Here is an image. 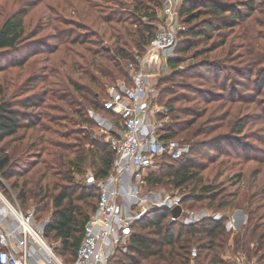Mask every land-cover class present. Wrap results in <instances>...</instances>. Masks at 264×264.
Masks as SVG:
<instances>
[{"label":"trees","instance_id":"16d2710c","mask_svg":"<svg viewBox=\"0 0 264 264\" xmlns=\"http://www.w3.org/2000/svg\"><path fill=\"white\" fill-rule=\"evenodd\" d=\"M64 4L65 8L60 10L69 9L70 15L56 13L55 17H49L45 22L52 31L44 36L38 35L44 28L42 25L36 24L30 30L25 28L24 17L30 3H22L8 14L2 12L0 177L15 194L19 205L30 198L35 202V220L36 212L51 205L43 234L51 237L56 253L70 262L81 240L84 224L95 209L93 198L97 203L99 196L96 186L81 184L74 176L85 173L89 167L95 180L103 179L109 174L114 157L105 140L95 139L88 133L87 127L94 124L87 109H100L107 82L115 83L116 77H120L130 83L127 63H136L145 53L156 31L154 21L161 0H65ZM256 9V0H183L179 7L180 22L188 26L180 29L186 44L178 51H188L196 43L202 44L195 51L207 59L203 64L216 71L229 68L236 76L246 75V87L254 88L257 78L260 86L256 96L264 94V65L260 64L264 57L259 51L263 42L256 41L255 32H250L249 25L244 22ZM53 38L65 42L61 56L54 61L52 55L58 45L50 43L49 39ZM105 39L107 44H103ZM191 39L196 42L188 41ZM132 48L136 49L135 53ZM40 54H44L43 63L35 68L40 72L35 74L31 70L37 64L34 59L29 64V72L25 73L23 66ZM177 61L168 58L167 67L175 68ZM9 68L21 71L9 76L5 73ZM227 76V82L233 80L234 88L242 85L241 79ZM37 80L41 83L40 89L33 91V82ZM221 89L226 90L227 86ZM228 90L229 94L234 93L233 89ZM229 94L223 96L232 103L236 98L228 97ZM256 100L252 97L248 102L255 104ZM181 112L189 116L183 119L187 125L196 123L195 110L183 107ZM224 112L232 114L228 109ZM242 130V119L236 116L234 136ZM195 132L193 130L192 134ZM176 133L168 129L162 137L174 138ZM223 138L232 139L229 135ZM11 144L12 152L8 150ZM261 153L249 157L256 164L249 174L252 189L244 186L248 191L249 217L235 238L231 229L226 228L224 215L183 224L178 220L170 221L167 209H154L132 224L127 251L117 250L107 264H190L192 259L194 264H226L220 254L227 246L241 252L246 260L254 259L264 264V178L260 179L264 150ZM185 156L173 159L163 155L157 160L159 164L167 163L168 184L174 188L189 187L187 193L181 195L182 208L193 207L199 201L215 208L231 203L229 197L234 198L241 187L242 171L233 175L235 179L230 185H236L235 189L220 195V199L227 201L218 202L214 181L222 175L223 161L218 163L220 167L215 172L214 167L208 170L214 172L209 180V175L205 177L202 171L214 158L203 162L187 157L178 167L171 163ZM144 179L151 189L163 181L155 173L145 175ZM0 186L6 189L1 181ZM192 246L197 250L193 258L190 255Z\"/></svg>","mask_w":264,"mask_h":264},{"label":"built area","instance_id":"2783aa9c","mask_svg":"<svg viewBox=\"0 0 264 264\" xmlns=\"http://www.w3.org/2000/svg\"><path fill=\"white\" fill-rule=\"evenodd\" d=\"M183 0H161L156 20V31L136 63L128 62L130 83L119 80L106 87V96L100 109L89 107L87 115L94 128L104 136L114 157L109 174L95 180L92 173L87 184L99 190L94 211L84 224L81 240L73 259L66 262L53 244L43 234L45 219L35 225L34 209L24 211L5 181L8 196L0 188V264H107L116 250L128 247L131 226L144 214L154 209H167L169 220L190 224L200 219L195 212L187 214L181 206V195L161 194L153 189H143L144 171L163 155L176 159L185 155L190 146L174 138H164L159 132L156 115L158 89L141 66L146 55L155 54L160 70H167V57L181 28L179 7ZM181 206L174 217L171 210ZM187 214V215H186ZM220 218V215H214ZM232 228V221L226 222ZM197 250L192 247L191 257ZM235 264H262L244 255L236 257Z\"/></svg>","mask_w":264,"mask_h":264},{"label":"rangeland","instance_id":"374dc122","mask_svg":"<svg viewBox=\"0 0 264 264\" xmlns=\"http://www.w3.org/2000/svg\"><path fill=\"white\" fill-rule=\"evenodd\" d=\"M22 3H30L24 17L26 30L32 29L36 24L40 26L42 25L44 28L38 34L42 36L46 35L47 32L52 31L45 22L49 17H55L56 13L66 16L70 15L69 9H65L64 11L60 10L65 8V0H0V20L4 13H11L20 8ZM256 3L257 9L251 14L250 19L244 20V22L249 25L250 32L252 30L255 32V36L258 37L256 41L263 42V45L260 46L261 48L257 47L261 49H259V51L260 53L263 52L264 57V39L262 38L264 37V0H256ZM2 12L4 13L2 14ZM154 24L156 25V21H154ZM246 24H244V26H246ZM180 26L181 28H184L187 27L188 24L180 22ZM180 29L176 33L175 45L167 57L178 60L177 66L175 68L168 67L167 70L164 71L159 68V73L151 77V82L156 83L158 89L156 106L159 107V113L156 115V119L159 121V132L164 133L165 131H168V129L177 131L176 135L173 137L180 142L187 143L192 149L190 153H186L184 159L172 161L171 163L174 167H178L182 161L187 159V157L203 162L208 161L210 158H214L212 162L208 161L207 168L202 171L205 177L209 175L208 177L210 178L208 179L211 180L212 173L215 172L217 167H220L218 163L223 161V165H221V169H223L222 175L214 181V184L217 185L216 189L218 190V195L216 197L218 202L227 201L226 198L220 199V195H224L226 192L235 189L236 185H230L235 179L233 175L238 173V171H242L244 177L241 182V187L238 189L234 198L229 197L231 203H227L222 208H215L207 207L205 202L199 201L195 202L193 207L188 209L185 208L187 214L195 212L200 218H214V215H220V217L222 215L226 216L227 221H232V228L230 231L233 232V238H235L237 233H240L243 230L249 217V207L247 202L248 191L245 187H250V189H252V179L249 174L251 167L256 165L249 157H252L255 154L262 155L261 151L264 150V142H262L264 141V94L260 93L256 96L258 87L260 86L257 78H255L256 86L254 88L251 86L246 87V75L236 76L234 71L229 68L226 70L223 69L222 71H216L215 69H211L208 65L203 64L207 59L204 58V55L198 56V51H195V49L202 44L196 43L195 46L188 51H178L180 47L186 44L183 40L185 39V35L181 33ZM80 31H83V29ZM42 36L37 37L42 38ZM49 41L52 45H58V49L55 51V54L53 53L52 55L54 57L52 61H54L61 56V50L65 45V42H63V39L54 38L49 39ZM188 41L196 42V40L192 39ZM107 43L108 40L105 39L103 44ZM131 51L135 53L136 49L132 48ZM6 55L7 53H4L5 57ZM43 57L44 54H40L39 56L31 58L23 66L22 70L26 71L25 73H28L30 70V62L36 59L37 64L35 67L33 66L34 69L31 70L34 71L35 74L39 73V69L35 68H38L41 63H43ZM260 64L264 65V59ZM62 69H65V67ZM17 71L21 70L18 68H9L5 73H9L8 75L11 76ZM2 73L3 72H0V78L3 76ZM227 75H231L233 79H241L243 81L242 85H237L236 88H234L235 85L232 79L227 82ZM115 80L117 82L121 80V78L116 77ZM110 84H112L110 81L107 82L106 87ZM33 85L35 86L33 91H38L41 83L37 80L33 82ZM224 85L227 86L226 90L221 89ZM230 88L234 90V93L229 94L230 90L228 89ZM171 90L174 91L171 92ZM252 91L255 94L252 93ZM223 94H229L228 97H230V95L235 96L236 100L229 103L228 98L224 97ZM183 96H186L188 99H183ZM221 96L223 97L221 98ZM252 97L257 99L255 104L248 102ZM222 104L225 106L221 109L219 107ZM217 105H219V107ZM215 106H217V110L214 108ZM183 107H189L190 109L195 110L198 118L194 125H187L183 120L189 117L181 112ZM227 109L232 111V114L225 115L226 113L224 111ZM236 116H239L242 119L243 130L241 134L234 136L232 130L234 129V119ZM87 129L89 130L88 133L91 137L104 140V136L94 128V125L91 127L88 126ZM193 130L196 132L192 134ZM223 135H229L232 139L229 140L223 138ZM218 137L223 139V141H219ZM12 149L13 145L11 144L8 147V150L12 152ZM53 151H56V148H53ZM156 163L144 171V175L155 173V175L161 177L163 180L161 183L154 184L153 190L161 194L177 193L182 196L183 194H186L189 187L186 189L174 188L166 182L167 174L165 173V170L167 169V163ZM260 165L262 167V170L260 171V179H262L264 178V163ZM211 167H214V172L211 171L212 173L208 172ZM91 173L92 170L88 167L85 173L80 175L76 174L74 179L81 184L88 185L87 176ZM225 178L228 179L224 180ZM142 187L143 189H151L147 186L146 182ZM0 188L5 194L11 197L3 186H0ZM13 195L15 196V194ZM93 201L94 206L96 207V198H93ZM202 203L204 204L202 205ZM35 205V202L30 198L24 205L20 206L24 211H28L31 209L35 210ZM238 210H242L245 216L244 221L240 226H238L235 221V213ZM50 211L51 205L45 210L36 212L37 218L35 220V225H41V223L49 217ZM46 238L49 242L53 241L51 237L47 236ZM53 243L57 245L56 242ZM127 249L128 248L120 251L125 252ZM115 252H117V250ZM241 255V252H237L233 247L228 246L225 248V251L220 254L226 264H235L236 257ZM59 256L64 258L62 255ZM190 264H194L193 259Z\"/></svg>","mask_w":264,"mask_h":264},{"label":"water","instance_id":"95a60500","mask_svg":"<svg viewBox=\"0 0 264 264\" xmlns=\"http://www.w3.org/2000/svg\"><path fill=\"white\" fill-rule=\"evenodd\" d=\"M142 72L145 74H156L159 73V67L157 64V56L155 54L146 55L141 66ZM171 213L174 217H178L181 213V206L177 205L172 210ZM235 221L238 226L244 221V212L242 210H238L235 213Z\"/></svg>","mask_w":264,"mask_h":264}]
</instances>
